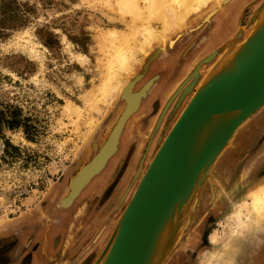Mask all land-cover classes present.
<instances>
[{
    "label": "rangeland",
    "instance_id": "1",
    "mask_svg": "<svg viewBox=\"0 0 264 264\" xmlns=\"http://www.w3.org/2000/svg\"><path fill=\"white\" fill-rule=\"evenodd\" d=\"M263 3L220 0L204 17L142 50L148 24L128 0H0V111L21 109L35 129L34 141L22 130L4 131L18 152L7 151L0 137V264H80L87 256L88 264L101 262L142 175L199 90L195 71L204 77L221 50L243 45ZM131 4L144 6L143 0ZM154 19L151 25L162 30ZM115 52L130 53L131 74ZM213 54L216 59L205 62ZM116 70L144 97L124 122L114 154L74 199L73 181L126 106L119 96L102 104ZM263 152L264 107L237 130L206 174L163 264L180 257L185 264H264V220H248L246 194L264 178V159L257 162Z\"/></svg>",
    "mask_w": 264,
    "mask_h": 264
},
{
    "label": "water",
    "instance_id": "2",
    "mask_svg": "<svg viewBox=\"0 0 264 264\" xmlns=\"http://www.w3.org/2000/svg\"><path fill=\"white\" fill-rule=\"evenodd\" d=\"M263 10L264 3L256 18ZM249 37L244 45L254 40L252 36ZM253 48V53H239L237 60L226 67L228 72L210 77L205 89L199 87L142 175L109 240L106 254L98 264H150V253L158 233L162 240L158 250L161 253L159 262L164 263L178 239L184 209L206 180V174L237 130L264 107V35L256 37ZM214 58L205 62L211 63ZM196 80L188 88L187 94L192 92ZM230 115H234V119L223 126L215 140L205 145L185 170L183 156L196 129L207 119ZM118 141L108 159L116 151Z\"/></svg>",
    "mask_w": 264,
    "mask_h": 264
},
{
    "label": "bare ground",
    "instance_id": "3",
    "mask_svg": "<svg viewBox=\"0 0 264 264\" xmlns=\"http://www.w3.org/2000/svg\"><path fill=\"white\" fill-rule=\"evenodd\" d=\"M133 2H135V0H128V3H130L128 8L134 10L138 17L143 19V21L148 24L147 27L144 28L146 36L148 35V37L139 34L143 45H141L143 48L142 50H144V48L147 49V47L151 43H158L159 41L164 39V36L167 33L171 31L176 32L177 30L186 28L187 26L191 25L193 21L204 17L206 14H208L209 5H218L220 3V0H143L144 6L142 7H138L136 5H134L135 7H133V5L131 4ZM138 5L141 6L140 4ZM145 12L148 13V18L145 17ZM154 18L162 22V30L158 29L155 25H151V19L155 20ZM263 35L264 10L258 16L255 26H253L252 29L247 33V38L249 36H252V39L254 40L251 43H247L246 45L243 44L241 46L230 44V47L228 48V50H225V53L224 50H221V52H219L220 54L217 55V59L215 56V59L217 61H214L218 63L214 62V65H217H215V67L213 68L211 67V69L208 71V74L206 73L204 77L198 79V86L205 89L208 83L207 81H209L210 77L213 78L218 73L224 74L228 72L226 70V67L228 68L232 63H234V61L237 60L236 58L238 57L239 53H253L252 51L255 48H253V46L256 43V37L260 38ZM112 37L114 40H118L115 33L112 35ZM153 40L154 42H152ZM119 49L120 48H116L117 52H120ZM147 52H145L144 55H147ZM128 54L130 53L115 52L116 57L120 55L119 64L122 70L128 71V74H131L133 71L131 64L132 61ZM213 56L214 55H210L209 59H212ZM193 64H196V61ZM192 67L193 65L190 66V68ZM190 68L189 71H191ZM120 73L121 72L117 70L112 72V75L110 76L108 81V86H105L104 93L102 94V104H104L105 106H110L119 96L121 99L125 100L126 106L122 111L120 117L118 118L117 124L109 135L108 139L103 143V145H101L95 157L85 166L79 177L73 183L71 193L72 198L78 193L84 183L103 167L110 154L116 148L119 131L121 129V126L123 125L124 120L139 107L142 97H144L143 91L138 92L137 94L133 92L132 83L122 82V80L120 81ZM197 73L198 71L196 70L195 75ZM233 119L234 115L210 118L207 119V121L203 123L200 128L196 129L195 133L192 136L193 139L189 144L188 150L185 151L183 156V167L185 170H187L189 166L192 165L203 147L207 144L212 143L218 136L219 131L223 128V126L228 124ZM246 194L248 198H250L249 206L252 208V216H250L251 218L248 217V220H250L253 224H256V222L264 220V178L260 179L259 182L253 184V186L247 190ZM159 238L160 237L158 233L152 246V251L150 253V264H154L156 260L161 256V253L158 252V250L161 247L162 240H160Z\"/></svg>",
    "mask_w": 264,
    "mask_h": 264
},
{
    "label": "trees",
    "instance_id": "4",
    "mask_svg": "<svg viewBox=\"0 0 264 264\" xmlns=\"http://www.w3.org/2000/svg\"><path fill=\"white\" fill-rule=\"evenodd\" d=\"M50 39H46L45 44L50 46ZM31 119L23 117V112L19 108L8 107L7 111H0V137L5 139L4 131H19L22 130L27 140H35V129L31 124ZM5 146L8 149H13L18 152V148L13 146L9 140L5 139Z\"/></svg>",
    "mask_w": 264,
    "mask_h": 264
},
{
    "label": "flooded vegetation",
    "instance_id": "5",
    "mask_svg": "<svg viewBox=\"0 0 264 264\" xmlns=\"http://www.w3.org/2000/svg\"><path fill=\"white\" fill-rule=\"evenodd\" d=\"M165 95V94H164ZM172 96H170V98H171ZM163 102L164 103H166V102H168V101H165V99L163 98ZM156 107L158 108V106L156 105ZM261 122V121H260ZM259 132V130H256V132ZM242 137H244V136H242ZM261 138H263V137H257L256 136V140H258V141H260L261 140ZM263 145V144H262ZM124 171L121 173V175L118 177V179H117V181H116V183H115V185H113L110 189H109V195H108V199H110V196L112 195V193L114 192V190L116 189V187L119 185V183H120V181L122 180V178L124 177ZM6 251H5V249H3V253H5ZM187 255H189V253L187 254ZM90 257H86V259L85 260H83L82 261V263H80V264H88V261L90 262ZM178 263H177V261H175L176 263L175 264H185V263H183V261H184V258H182V257H180V258H178ZM26 262V261H25ZM27 263V262H26ZM26 263H24V264H26Z\"/></svg>",
    "mask_w": 264,
    "mask_h": 264
},
{
    "label": "crops",
    "instance_id": "6",
    "mask_svg": "<svg viewBox=\"0 0 264 264\" xmlns=\"http://www.w3.org/2000/svg\"><path fill=\"white\" fill-rule=\"evenodd\" d=\"M257 125L258 124H256V127H257ZM230 143V142H229ZM259 153H256V156L258 155ZM264 159V152L263 153H261V155H260V157L258 158V161L257 162H259L261 159ZM256 166H257V164H256Z\"/></svg>",
    "mask_w": 264,
    "mask_h": 264
}]
</instances>
